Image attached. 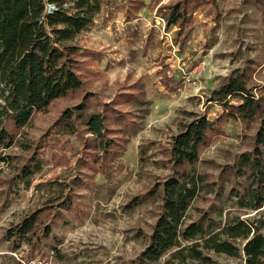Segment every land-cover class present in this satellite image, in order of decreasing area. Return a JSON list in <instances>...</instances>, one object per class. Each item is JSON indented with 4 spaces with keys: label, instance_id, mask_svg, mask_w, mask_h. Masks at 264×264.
I'll return each instance as SVG.
<instances>
[{
    "label": "rangeland",
    "instance_id": "rangeland-1",
    "mask_svg": "<svg viewBox=\"0 0 264 264\" xmlns=\"http://www.w3.org/2000/svg\"><path fill=\"white\" fill-rule=\"evenodd\" d=\"M175 1L112 0L110 11L104 9L75 39L85 50L80 58L87 89L105 101L126 90L135 94L120 105L138 124L107 171L90 170L70 156L71 147L79 146L74 136L63 142L70 152L62 150L65 133L54 130L55 122L77 98L55 99L18 130L11 147L0 149V264H138L162 208V186H157L174 174L172 136L193 114L222 119L194 167L213 183V192L196 199L191 218L205 213L220 226L240 216L264 233V203L254 209L249 199H240L250 184L241 159L255 149L260 119L228 117L221 103L210 100L212 90L234 70L246 72L248 86L264 95V0L199 3L183 45L178 27H167L162 17L161 6ZM36 154L43 165L29 185L18 184L21 167ZM71 169L78 173L77 213L57 215L54 234L43 239L40 251L26 243L15 248L8 229L39 208L48 212L50 196L59 191L51 181L64 179ZM215 258L244 264V256Z\"/></svg>",
    "mask_w": 264,
    "mask_h": 264
},
{
    "label": "trees",
    "instance_id": "trees-1",
    "mask_svg": "<svg viewBox=\"0 0 264 264\" xmlns=\"http://www.w3.org/2000/svg\"><path fill=\"white\" fill-rule=\"evenodd\" d=\"M111 1L0 0V149L14 144L18 130L29 125L37 111L47 109L55 99L72 97L79 102L61 112L54 130L65 133L62 143L66 137L74 136L79 146L73 145L70 152L63 143L62 150L82 159L90 170L107 171L113 164L138 124L120 105L134 99L135 94L126 90L105 101L87 89L81 68L84 60L80 58L85 50L75 43L77 36L104 9H111ZM204 1L177 0L161 6L166 26H177L178 35H182L180 45L193 29L192 13ZM246 75L234 70L212 90L210 100L221 103L228 117L246 121L260 119L255 149L253 153L243 154L241 159L243 173L250 184L240 197L249 199L250 207L259 209L264 203V95L254 93ZM193 115L172 136L174 174L157 186H162L161 212L137 263L228 264L215 258L225 255L244 256V264H264V233L255 221L235 216L214 226L205 213L197 220L189 214L199 196L213 192V183L194 167L201 146L208 142L217 121L222 119ZM40 159L36 154L29 164L21 167L18 184H30L32 176L43 165ZM77 175L71 169L64 179L51 181L59 191L53 198L50 196L48 212L39 208L8 229L7 238L14 241L15 248L26 243L40 251L43 239L54 234L53 222L57 215L64 210L77 213L73 192ZM63 217V223H69ZM51 248L57 250L55 246ZM167 253L170 256L161 262Z\"/></svg>",
    "mask_w": 264,
    "mask_h": 264
}]
</instances>
